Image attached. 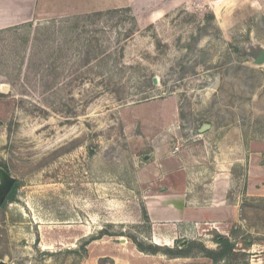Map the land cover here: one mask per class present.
Instances as JSON below:
<instances>
[{
    "label": "rangeland",
    "instance_id": "1",
    "mask_svg": "<svg viewBox=\"0 0 264 264\" xmlns=\"http://www.w3.org/2000/svg\"><path fill=\"white\" fill-rule=\"evenodd\" d=\"M91 6L0 31V165L18 184L0 208V264H264V65L253 64L264 0ZM214 147L241 160L229 194L239 222L225 232L153 223L158 154L184 180L175 170L208 164ZM215 233L235 243L217 263L195 249L145 254L128 238L216 251Z\"/></svg>",
    "mask_w": 264,
    "mask_h": 264
},
{
    "label": "crops",
    "instance_id": "2",
    "mask_svg": "<svg viewBox=\"0 0 264 264\" xmlns=\"http://www.w3.org/2000/svg\"><path fill=\"white\" fill-rule=\"evenodd\" d=\"M93 3L94 0H0V31L78 14L81 9H96L91 6ZM220 150L221 147H214L213 158L200 168L181 166L175 170L185 176L184 180L172 178V172L167 167L168 153L158 154L157 163L163 175L159 180L163 183L158 196H154L148 205V216L153 223H169L180 228L193 225L196 229L225 232L239 222L240 197L231 193L234 196L232 199L229 194L233 189L232 168L241 160L238 154L233 155L234 148L225 155ZM236 150L239 148L236 147ZM250 163L247 168V191L251 189L253 195V190L257 189L255 180L250 178L253 173ZM209 165L214 167L210 170Z\"/></svg>",
    "mask_w": 264,
    "mask_h": 264
},
{
    "label": "trees",
    "instance_id": "3",
    "mask_svg": "<svg viewBox=\"0 0 264 264\" xmlns=\"http://www.w3.org/2000/svg\"><path fill=\"white\" fill-rule=\"evenodd\" d=\"M25 25L32 26V23ZM0 166L3 167V169H5L8 172L5 166L2 165ZM17 188H18V184L17 182H15L1 208L4 207L7 203L13 202ZM145 217H148L146 213H145ZM105 232L106 231H102L100 233V236L103 235L112 236L111 234ZM128 238L140 252L145 254L156 255L160 253L172 258L190 257L192 255L193 250L195 249L196 251H198L199 254L211 258L215 263L230 258V256L233 254L235 249V243H233L229 238L222 236L218 233H215L213 238L214 242L218 245V250L216 251L208 250L201 243L199 242L197 243L196 241L184 242L183 245H181L180 247L178 246V242H176V245L173 248H170L166 246L161 247L159 245H153V244L146 245L143 241H140L135 236H128ZM250 244L251 243H247L246 245L248 246Z\"/></svg>",
    "mask_w": 264,
    "mask_h": 264
},
{
    "label": "water",
    "instance_id": "4",
    "mask_svg": "<svg viewBox=\"0 0 264 264\" xmlns=\"http://www.w3.org/2000/svg\"><path fill=\"white\" fill-rule=\"evenodd\" d=\"M254 65H264V51L260 52L253 61ZM210 129L209 124H205L198 130L199 134L205 133ZM15 178H13L5 169L0 167V208L5 202L9 192L15 184ZM2 264V263H1Z\"/></svg>",
    "mask_w": 264,
    "mask_h": 264
},
{
    "label": "built area",
    "instance_id": "5",
    "mask_svg": "<svg viewBox=\"0 0 264 264\" xmlns=\"http://www.w3.org/2000/svg\"><path fill=\"white\" fill-rule=\"evenodd\" d=\"M178 151V147L175 148L174 152H177Z\"/></svg>",
    "mask_w": 264,
    "mask_h": 264
}]
</instances>
